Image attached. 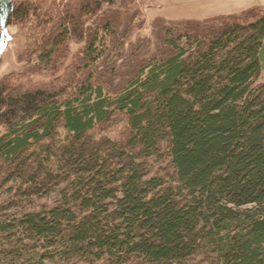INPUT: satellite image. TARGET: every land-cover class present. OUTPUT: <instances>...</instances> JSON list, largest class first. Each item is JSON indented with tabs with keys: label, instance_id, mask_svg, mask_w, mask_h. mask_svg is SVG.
Masks as SVG:
<instances>
[{
	"label": "trees",
	"instance_id": "16d2710c",
	"mask_svg": "<svg viewBox=\"0 0 264 264\" xmlns=\"http://www.w3.org/2000/svg\"><path fill=\"white\" fill-rule=\"evenodd\" d=\"M115 3L0 0L1 28L36 18L30 61L51 72L96 16L87 76L0 82V264H264V7L169 23L165 54L112 90L95 69Z\"/></svg>",
	"mask_w": 264,
	"mask_h": 264
},
{
	"label": "rangeland",
	"instance_id": "374dc122",
	"mask_svg": "<svg viewBox=\"0 0 264 264\" xmlns=\"http://www.w3.org/2000/svg\"><path fill=\"white\" fill-rule=\"evenodd\" d=\"M218 1L134 0L139 8L137 13L135 8L128 4L127 0H117V3L112 5L104 4V8L99 11L98 15L115 12V15L120 18L115 27L117 36L114 42L113 40L108 42L111 46L95 69L97 80H102L108 89L115 90L129 81L133 72L143 63L155 56L165 54L168 49L164 46L163 31L169 23H178L184 20H205L220 15L219 12L228 10L241 11V9L236 10L234 8L238 5L235 2L231 3L229 7L227 4H217ZM125 8L128 10L126 9V11ZM129 12L131 14L134 12L133 21L129 22L126 16V23L124 24L121 18L124 17V13ZM95 17V15L85 17L84 26L86 27L83 39L73 38L68 42V51L58 58V68L55 72L31 63V61L35 62L37 59L34 46L39 41L35 37L38 30L34 27L36 25L34 16L27 22L15 21L5 29L0 27V82L26 90L47 87L48 85L66 90L73 79L83 75V73L87 76L88 70L86 69V72H84L83 68L77 65V61L83 55L82 49L86 45V41L90 39ZM99 47L102 48V43ZM262 79H264V72ZM123 125V121L116 120L105 127L104 134L117 136ZM157 168V166H154V172ZM53 198H37L35 203L36 205L48 204ZM57 264L85 263L73 260Z\"/></svg>",
	"mask_w": 264,
	"mask_h": 264
},
{
	"label": "crops",
	"instance_id": "0c3cea01",
	"mask_svg": "<svg viewBox=\"0 0 264 264\" xmlns=\"http://www.w3.org/2000/svg\"><path fill=\"white\" fill-rule=\"evenodd\" d=\"M214 1V0H212ZM237 3L238 5L236 7H234L236 10L241 9V11L249 8V7H253V6H262L264 7V0H219L218 2H216L217 4L223 5V4H227L231 5V3ZM232 9V8H231ZM239 11V12H241ZM232 13H238V12H234L232 10H228V11H224V12H219L218 14H232ZM215 14V13H213Z\"/></svg>",
	"mask_w": 264,
	"mask_h": 264
},
{
	"label": "snow or ice",
	"instance_id": "6c2138e0",
	"mask_svg": "<svg viewBox=\"0 0 264 264\" xmlns=\"http://www.w3.org/2000/svg\"><path fill=\"white\" fill-rule=\"evenodd\" d=\"M5 16H6V12L3 15H0V23L3 22Z\"/></svg>",
	"mask_w": 264,
	"mask_h": 264
}]
</instances>
